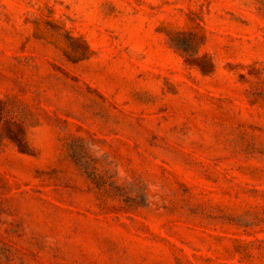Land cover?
I'll return each mask as SVG.
<instances>
[{"label":"rangeland","instance_id":"obj_1","mask_svg":"<svg viewBox=\"0 0 264 264\" xmlns=\"http://www.w3.org/2000/svg\"><path fill=\"white\" fill-rule=\"evenodd\" d=\"M0 264H264V0H0Z\"/></svg>","mask_w":264,"mask_h":264}]
</instances>
